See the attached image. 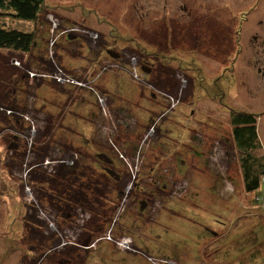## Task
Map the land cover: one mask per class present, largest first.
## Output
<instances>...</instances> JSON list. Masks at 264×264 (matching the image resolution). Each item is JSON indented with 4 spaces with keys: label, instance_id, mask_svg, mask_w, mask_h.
I'll list each match as a JSON object with an SVG mask.
<instances>
[{
    "label": "rangeland",
    "instance_id": "1",
    "mask_svg": "<svg viewBox=\"0 0 264 264\" xmlns=\"http://www.w3.org/2000/svg\"><path fill=\"white\" fill-rule=\"evenodd\" d=\"M207 1L211 6L216 1L218 11L210 16L211 19H196L189 24L190 32L173 37V47L168 49H159L160 39L155 38L152 22L156 13L158 16L167 15L174 11L177 4L188 0H45L37 20L35 50L30 54H21L0 49V80L1 73L6 78L15 73L24 77L26 87L22 97L15 98L16 104L10 107L7 106L12 100H8L12 82L10 86L0 87L4 92L0 101L5 102V105L0 102V264H59L56 260L59 251L52 250L44 256L45 250L57 244L60 234L63 236L76 225L82 224L87 229L84 236L89 229L96 233L97 238L102 236L107 222L117 211L94 222L95 213L92 210L101 208L102 204L105 210L113 211L116 192L112 180L106 184L105 172L102 171L104 162L96 157V153H106L113 158L116 167L111 169L120 174L123 169L129 168L130 163H136L132 156L137 151L136 145L145 148L148 143L154 145V142L168 143V147L175 150V157L186 159L189 165L199 166L200 161L210 159L211 147L219 145L217 150L225 162L217 161L218 170L211 167L207 170L212 173L218 171L221 182H214L211 187L215 185V189L209 194L204 190L209 187L208 182L206 187L204 184L202 187L197 180L196 202L206 214L199 215L203 216V223L214 231H236L245 227L236 241L230 237L221 243H224L225 249L233 248L236 255L240 258L245 255L246 259L233 260L231 256L208 262L263 264L264 238H261L264 236V219L260 218L261 228L257 224L262 243L255 247L253 236L250 241L247 237L255 227L256 219L259 216L264 218V181L255 191L244 190L239 152L231 138L229 117L232 110L257 115V134L261 145L252 150V154L262 164L264 86L261 83L257 85L251 77L246 61L249 50L237 45L238 36L254 30V13L259 12L256 6L249 11L251 5L244 0H213V3L202 0V3L195 1L193 4L201 5ZM95 10L101 14L110 13V22L115 30L105 23V26L100 25ZM142 15L145 16L142 24L144 31L139 20H142ZM103 18L107 16L103 15ZM258 18H264L263 14ZM7 22L15 29L27 31L34 28L32 22L15 19L14 22ZM80 27L87 31H78ZM91 28L101 34L88 32ZM81 34L85 40L83 46L78 43ZM119 34L128 35L125 38ZM102 46L112 47L118 54H123L119 57L122 62L95 50ZM116 62L126 65L122 68ZM135 62L140 64V69H133ZM103 66L106 70L102 71ZM63 77L68 81L60 84L59 79L63 80ZM86 79L91 82L86 83ZM13 88L17 90L19 86L14 85ZM89 101L94 103L96 113ZM52 117L57 121L51 122L54 127L50 130L48 124ZM154 120V127H150ZM15 144L18 151L14 154L9 148ZM187 147L192 150L187 149L186 157L183 154ZM59 148L64 150V155L59 152L63 157L76 152L77 161L81 163L84 160L87 167L94 169L92 177L98 178L97 188L93 186L88 195L94 204L91 206L85 202L86 195L82 192L85 186L76 183L75 204L72 202L73 194L69 197L74 216L65 213V205L60 210L62 202L58 201L56 191L54 195L51 190L53 185V188H59L60 180L55 178L63 165L59 162L45 163L46 156L51 161L54 156L59 157ZM27 149L30 151L25 154ZM66 164L70 165V162ZM77 166L80 164L72 165L74 169ZM176 167L182 168L178 163ZM38 175H44V178H37ZM34 176L38 180L33 181L48 183L34 185L33 188L29 182ZM92 181L95 184L96 180ZM56 183L58 185L55 186ZM26 187L32 189L30 192L34 199L26 194ZM104 187L110 192L103 193L106 191ZM178 187V193H181L183 189ZM256 196L260 199L257 200ZM80 213L83 216H78ZM124 219L123 212L120 221ZM164 232L168 236L159 242L147 232L144 235L151 239L149 243H136V246L147 247L151 254L157 256L174 253L178 259H184L179 260L183 264H204L201 260L187 257L190 244L183 232H177L176 238L169 236L168 230ZM185 232L189 233L188 229ZM72 242H78V238ZM100 242L106 243L101 239L95 244ZM156 242L166 247L157 248L158 252L154 249ZM96 248L91 247L87 252L80 249L79 259L82 260L77 258L72 264H109L130 258L113 256L110 260L108 256V263L103 255L99 258L101 254L97 252L100 249L95 251ZM256 250L257 257L253 254ZM86 253L89 255L83 259ZM41 256L45 259L41 260ZM140 258L138 256L135 260L167 264L157 259ZM116 264H121V261Z\"/></svg>",
    "mask_w": 264,
    "mask_h": 264
},
{
    "label": "flooded vegetation",
    "instance_id": "2",
    "mask_svg": "<svg viewBox=\"0 0 264 264\" xmlns=\"http://www.w3.org/2000/svg\"><path fill=\"white\" fill-rule=\"evenodd\" d=\"M188 1L189 2L177 4L175 6L174 11L172 12L170 11V13H168L167 15L160 14L158 16V13H156V16L152 22V28L155 34V38L160 39L158 42V45L160 47L156 46L159 47V49H168V47L172 48L173 46L171 40H173V37L183 36L189 33L190 32L189 24L191 25V23H193L196 19L207 20L210 18V16H212L213 13L215 14V12L218 11L215 8L217 6L216 1L214 2L213 0H209L211 3L214 2L215 5L213 6H211L208 1L201 5L199 4L194 5L193 3L195 1H199V3H202V0H188ZM244 1L251 5L249 11L251 10L252 6H256L255 9H258L259 14L254 13V16L256 17L254 24L252 26L254 30H249L246 33L244 32L242 36L241 35L238 37L236 36L237 41L239 40L237 45L239 46L241 45L243 48L249 50L246 61L248 63V67L250 68L251 77L255 79L257 85L261 83V85L264 86V18L257 19V16L262 14L264 17V0H244ZM95 13H98V17H99L98 22L100 25H104L105 23L108 26L113 27V30H115L114 25L110 22L111 19L109 17L110 13L105 12L101 14L102 12H100L99 10H95ZM103 15H106L107 18L104 19ZM140 17L142 18V20L139 19L141 30L144 31L145 28L143 27L142 24H144L145 16L142 15ZM249 24H250V20L248 21V25ZM84 29L85 28L80 27L78 31L80 30V32L85 33L87 30ZM90 31L98 35L99 33L101 34V32L96 31L92 28L88 29V32ZM91 34L92 33H90V35ZM82 36L83 35L81 34L78 38V43L80 44L79 46H83L85 44L84 42L85 40H83ZM96 38H98V36H96ZM95 50L100 51L103 53V55L110 56L111 58L116 60L120 59L121 55H123V54L120 55V53L118 54L116 51L112 49V47L109 48L108 46H102L101 48L98 47ZM122 52L123 51H121V53ZM111 54H113L114 57L111 56ZM85 59L89 60L86 56ZM122 60L123 59H120L121 62ZM115 64L124 67L126 65L124 62L123 65L118 62H116ZM105 67L103 66L101 70L102 71L106 70ZM140 67H141L140 64L135 62L133 68L140 69ZM85 82L90 83L91 81H88V79H86ZM89 104L92 106L94 113H96L94 108V103L92 101H89ZM190 113H192V110H190ZM154 122L155 120L151 123L152 125H150V127L151 126L154 127L155 125ZM256 130H257V118H256ZM144 138L146 137H143V139ZM218 147L219 145L217 147L212 146L209 156L210 159H207L206 162L200 161L201 165L199 166L195 164L189 165L187 164L186 159H180L175 157L176 152L175 150H172L170 147H168V143L154 142V145L148 143L147 147L145 148H143L142 145H136L135 149L137 151L132 154L133 159H136V163L135 164L130 163L129 168L123 169L120 174L115 172V170L111 169L112 166L116 167L113 158L109 157L106 153H96V157L102 162H104V164L102 165V171L105 172V175H103L105 179L104 178L103 179L106 180V183H110V180H112L113 183H115L114 185H112L114 187L113 189L114 192H116L113 196L115 204L113 207L114 210L111 211V213L117 211L120 208L117 214L118 215L117 219L113 222V216H111L106 224V230L104 234L98 238L96 237V235L93 236L90 235L89 234L90 232H86L87 235L84 236L83 235L84 230L87 229H85L82 224L73 226L63 236L60 234L59 238L57 239L58 241L56 242L57 244H54L46 248L45 250L46 253L44 254V256L48 255L52 250L59 251L58 258L56 259L59 262V264H72L74 260H77V258L79 259L80 249H85V252H87L91 247H95L96 242L100 241L101 239H104V241L110 243L116 250L130 256L132 255L133 258H131L130 260H135L136 257L140 256L141 258H145L147 260H154V259L161 260L166 262L167 264H175V263L183 264L180 263L179 260H184V259H178L177 257H175L174 253L169 252L168 255L157 256L151 254L148 251L147 247L142 249L136 246V243L139 244L149 243L148 240L151 239L149 238V236L144 235L145 233L149 232L150 235H152V237L154 236V239H157L159 242L163 237L165 238L166 236H168V234L164 232L165 230H168L169 236H172L174 238H176L177 232L184 233V237H186L187 241L190 244V250L187 257L190 256V259L192 260H202L204 264H211L210 262H208V260H224V257L228 259L231 256H233L234 257L233 260L246 259L245 255L243 258H240L238 254L236 255V250L233 248L225 249L224 243H221L229 240L230 237L233 239V241H236L238 234L243 233L245 227H239L237 228L236 231H232V230H227L226 232L224 231L220 232L219 230L214 231L211 228V226L203 223L204 222L203 216L201 218L199 215V214H204V211L202 210L200 204L196 202V198L198 197H197V193H195L197 192L195 187L197 186V184H199V182L202 187H203L202 184H204L206 187L207 186L206 182H208L209 187L204 190H206L207 193H209L215 189V185L211 187V185L214 182H218V183L221 182V180H218L219 179L218 171L212 173L207 170L208 167L215 168L218 170L217 161L225 162V159L222 158L223 157L222 154L219 153V151L217 150ZM9 149H12L11 152H14V154L17 153L18 151V147L16 146V144L13 146L11 145ZM187 149L192 150L190 147H187L184 150L186 153L185 154L182 153L184 156L188 155ZM29 151H30L29 149L25 150V154H27ZM59 152H62V154L64 155V150L60 151L59 148L58 153ZM70 154L71 155L69 157H63V155L59 153V157L54 156L52 161L49 159L50 158L49 156H46L48 158L45 160V163L49 164L50 162H59L61 165H63L59 171V176H61V173L63 172L64 169H66L67 167L68 168L72 167L73 163H78L77 153L72 152ZM138 154H139V158H137ZM99 155H101V158L99 157ZM212 155L216 157V159H213ZM106 159H110L111 160L110 163L105 162ZM160 160L162 162H160ZM68 162H70V165L66 164ZM177 163L182 168H177L176 167ZM126 166L128 167V164H126ZM107 168L113 170L114 174L109 175L106 172ZM35 176L32 177L31 182H29L31 187L34 188V185L37 186L38 184L43 186L48 183L46 182L42 184L33 181V180H38L37 178L39 176H42V178H44V175H38L37 178H35ZM188 179L192 181L189 182ZM178 186H181L183 189L181 190V193H178V188H179ZM188 189L191 191H189ZM75 193L76 192L74 191L72 195L74 200L76 199ZM216 193L217 191L215 192V194ZM191 200H192V204L189 205ZM205 208H209V207L206 206ZM73 210L74 209L71 210V213ZM123 212L125 214V219L120 221V217ZM160 212L165 213V217H163V219L170 226L177 227L176 230L172 229V227L170 230L168 227L160 225V222L158 220V213ZM189 213L192 214V216ZM78 216H83V214L80 213L78 214ZM260 218L262 220L264 219L263 216H259L256 219L255 222L256 229L255 227L252 228V230L248 232L249 235L247 237V239L250 241L253 236L256 243L255 247H257L259 244L262 243V240H260V236H258L259 234L257 231L260 230L257 229V224H259V226L261 225L260 223L262 220ZM185 219L194 223L196 226V230H198V232H196V237L194 239L195 241L194 246L191 243L193 239L190 237V232L186 234L185 232L186 229L183 228L185 227ZM75 220H79V219L75 218ZM118 220H119V224L117 223ZM109 231L113 241L106 239V234ZM122 237L129 238L128 246L126 249H119L116 243L114 242L116 239ZM64 238H66V240ZM69 238L72 239L73 241L74 239L78 238V242H72V240H70ZM263 238L264 236L261 239ZM210 240L213 241L211 242ZM165 247H166L165 245L162 244L160 245L157 242L154 244V249H156L157 251L158 249H163ZM257 251L258 250H256L255 253H253L256 254L255 255L256 257L259 255ZM88 255L89 253H86L85 256H83V259H86ZM44 256H41L40 259L44 260L45 259ZM261 259H264V256H262ZM79 260H82V258Z\"/></svg>",
    "mask_w": 264,
    "mask_h": 264
},
{
    "label": "trees",
    "instance_id": "3",
    "mask_svg": "<svg viewBox=\"0 0 264 264\" xmlns=\"http://www.w3.org/2000/svg\"><path fill=\"white\" fill-rule=\"evenodd\" d=\"M44 2L45 0H0V49H7L8 51L21 54H30L33 50H35L37 44V35L35 33L37 30V20L44 7ZM10 19L13 22L14 19L32 22L34 28L27 31L15 29L11 25H9V22H7L11 21ZM126 35L119 34V36H124L125 38L127 37ZM28 61L32 62L31 59H28ZM12 74L13 75H10L8 78H6V75L1 73L2 78L0 80V87L2 85L10 86V83L12 82V93L8 95V100H12L7 107H10L11 105L14 106L16 104L15 98L22 97V94L26 88L24 81L25 79L22 77V75H18L15 73ZM14 85H18L19 88H17L16 90V88H13ZM0 95H4V92H2L1 90ZM2 104L5 105V102ZM229 117L230 123L232 125L231 138L237 151L239 152L238 159L243 176V187L246 192H252L257 190L260 187L261 182L264 181V162L261 164L259 162V158L253 156L252 154V150L254 151L260 146V141L258 139L256 130L257 116L255 114L243 111L232 110ZM55 121H57V119L53 117L49 119L50 123L48 125L50 130L54 127L53 125H51V122ZM60 151H63V149L60 148ZM78 164H80V166H77L76 168L78 170L74 169L73 167H65L66 169L63 170L61 176L55 178L57 181L60 180V182H58L59 185L57 183L55 184V186L58 185L59 188H53L54 185L51 188V190L53 189L52 193L54 195V190L56 191L58 201L62 202V204L60 203L59 206L60 210L63 208L62 205H65L67 207V210H64L65 213H71L70 209L73 208V206L71 207L70 205L71 201L69 197L76 190L77 182L83 183V185L85 186V189H83L82 192L84 195H86V204L90 206L94 205L93 201L88 195L93 186L95 187V189L97 188L98 178L92 177L94 174V169L87 167L84 164V160L81 163L80 161H78ZM85 168L90 170H86ZM78 172H80V174ZM93 179L96 180L95 184L92 181ZM102 183H104L103 185H105V182ZM104 188H106V191L103 193L110 192L109 188ZM97 198L98 197L96 195V199ZM76 201L77 198L74 200L72 197L73 204H75ZM80 205L84 206L85 204ZM100 206L101 208L97 207L96 209L93 208L92 210V213H95L94 222L97 221L96 219L100 221L102 218L106 217L108 213L110 214L111 212V210H105L102 204ZM88 219L90 220L91 217ZM91 230L92 229L88 230V232H90L89 234L92 236L96 235V233H93Z\"/></svg>",
    "mask_w": 264,
    "mask_h": 264
},
{
    "label": "crops",
    "instance_id": "4",
    "mask_svg": "<svg viewBox=\"0 0 264 264\" xmlns=\"http://www.w3.org/2000/svg\"><path fill=\"white\" fill-rule=\"evenodd\" d=\"M122 68H123V66H122ZM163 217H165V213L164 212H160V213H158V220H159V222H160V225H163V226H166V227H168L170 230H171V227L172 226H170L164 219H163ZM176 228L177 227H172V229H175L176 230ZM184 229H188V231L190 232V237L193 239V241H191V243L192 242H194V243H192V245L194 246L195 245V241H194V239H195V237H196V232H198V230H196V226H195V224L194 223H192L191 221H189V220H186L185 219V227H183ZM186 229V230H187ZM98 245V246H97ZM97 247V248H96ZM95 251H98L99 249V251L97 252V253H99V254H101L100 256H99V258L101 257L102 258V255H103V257H105L106 258V260L105 261H107L108 263H109V261L107 260L108 259V256H110V260H112L111 258L113 257V256H118V257H123V256H126L127 254H124L123 252H120V251H118V250H116L110 243H105V242H100L99 244H96L95 245ZM110 253L112 254V255H110ZM126 257H130L129 258V260H116L115 262H113V263H109V264H116L118 261H121V264H150L148 261H146V260H130L131 259V257H133L132 255L130 256V255H127ZM140 259H142V258H140ZM202 261V260H201Z\"/></svg>",
    "mask_w": 264,
    "mask_h": 264
},
{
    "label": "built area",
    "instance_id": "5",
    "mask_svg": "<svg viewBox=\"0 0 264 264\" xmlns=\"http://www.w3.org/2000/svg\"><path fill=\"white\" fill-rule=\"evenodd\" d=\"M52 25H54V23H53ZM12 63H13V62H12ZM133 69H135V68H133ZM135 70H136V69H135ZM59 81H61L60 84H64V83H66L68 80H65V78L63 77V80H62V79H59ZM26 188H27V190H26V194L29 195L32 199H34V198H33V195H32V192H30L31 189H30L29 187H26ZM256 199H259V197H256ZM30 204H32V203H30ZM119 209H120V208H119ZM119 209L117 210V213H116V214H112V215H114V216H113V222H114V221L117 219V217H118L117 214H118V212H119ZM50 228H52V226H50ZM106 239L113 241V240H112V237L110 236V231L106 234ZM114 242L116 243V245H117V247H118L119 249H126L127 246H128L129 238H126V237L124 238V237H122V238L116 239Z\"/></svg>",
    "mask_w": 264,
    "mask_h": 264
},
{
    "label": "water",
    "instance_id": "6",
    "mask_svg": "<svg viewBox=\"0 0 264 264\" xmlns=\"http://www.w3.org/2000/svg\"><path fill=\"white\" fill-rule=\"evenodd\" d=\"M69 38L71 39V38H73V37H71V36H69ZM111 56H113L114 57V55L113 54H111ZM99 157L101 158V155H99ZM110 159H106L105 160V162H107V163H110ZM106 172L109 174V175H112V174H114V171L113 170H111V169H106Z\"/></svg>",
    "mask_w": 264,
    "mask_h": 264
},
{
    "label": "clouds",
    "instance_id": "7",
    "mask_svg": "<svg viewBox=\"0 0 264 264\" xmlns=\"http://www.w3.org/2000/svg\"><path fill=\"white\" fill-rule=\"evenodd\" d=\"M12 66H14V65H12ZM24 78V77H23ZM256 197H259V196H256ZM259 199H260V197H259ZM259 199H257V200H259Z\"/></svg>",
    "mask_w": 264,
    "mask_h": 264
}]
</instances>
